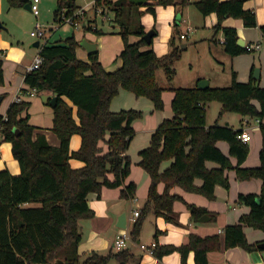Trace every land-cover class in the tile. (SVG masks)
<instances>
[{
  "label": "trees",
  "instance_id": "trees-1",
  "mask_svg": "<svg viewBox=\"0 0 264 264\" xmlns=\"http://www.w3.org/2000/svg\"><path fill=\"white\" fill-rule=\"evenodd\" d=\"M5 1L9 8L30 4L24 0ZM245 1L197 0L194 3L203 17L216 15L213 29L216 33L222 31L224 52L232 57L247 50L237 45L236 29L223 27L222 23L227 18L240 19L245 28H255V14L243 8ZM175 3L176 0H153L140 10L141 6L128 0L95 1V9L102 15L106 11L114 14L113 23L123 41V49L118 55L122 64L112 72L105 71L97 53L89 55L87 61L78 59L79 43L74 35L40 47L41 63L37 69L25 74L24 83L38 92L50 91L56 97L51 131L59 145L51 146L42 133H36L37 127L29 123V102H12L5 115L0 114V143L11 144L12 156L20 169L15 176L7 169L0 170V264H51L55 260L64 264H108L112 259L119 264L127 263L129 254L126 250L107 255L94 252L84 257L79 255V221L93 216L87 196L100 194L103 187H122L121 198L135 197L136 185L133 182L125 185L131 166L126 151L134 136L132 123L140 119L142 113L133 109L112 112L110 103L123 89L137 98L148 99L155 110H163V88L156 82V72L163 69L171 82L175 74L173 65L181 50L175 43V35L170 40V52L162 57L156 56L152 49L141 50L147 46L143 40L145 28L141 17L144 13L155 15L156 6ZM178 3L183 6L187 0ZM78 9L75 0H57L54 21L62 25L64 18L72 16ZM260 31L264 35V25ZM131 36L139 40L129 42ZM2 81L0 61V84ZM170 90L174 94L171 101L173 115L162 121L152 133L149 145L139 153L138 165L149 176L150 184L147 201L133 222L129 236L134 240L138 238L149 213L177 224L172 206L182 198L171 194L172 188L180 187L213 199L216 186L229 187L227 173L233 170L240 181L260 180L261 190L259 194L237 196V202L247 206L249 212L236 224L224 228L222 246L224 249L240 247L248 252L258 249L256 244L248 243L243 228L264 232V87L252 79L247 83L239 82L233 72L232 83L226 88ZM212 101L221 105L219 118L225 113H235L260 121L259 167H240L249 152L247 144L237 137L240 130L220 126L217 121L212 126H205V108ZM73 135L80 137L76 151L70 150ZM218 142L228 145V156L218 148ZM230 157L235 158L236 165L231 163ZM72 159L81 162L82 166L72 168L69 163ZM167 161H171L170 165L160 171ZM209 162L216 167L208 168ZM108 174L113 175V180L107 178ZM196 179L202 182L198 187L194 185ZM160 183L164 185L162 193L157 190ZM33 203L38 206H25ZM187 209L193 221L206 213L193 205H187ZM220 248L218 235L190 234L186 244L156 246L153 254L161 258L178 252L185 264L188 253L193 252L195 264H208L207 254Z\"/></svg>",
  "mask_w": 264,
  "mask_h": 264
},
{
  "label": "crops",
  "instance_id": "crops-1",
  "mask_svg": "<svg viewBox=\"0 0 264 264\" xmlns=\"http://www.w3.org/2000/svg\"><path fill=\"white\" fill-rule=\"evenodd\" d=\"M95 1L96 0H91L88 2L85 8L77 5L81 14L83 13L84 19L79 20V14H77V21L80 23V26L75 28H80L81 31H79L78 35L72 34L79 43L76 50V56L80 60L87 61L89 55H87L86 51L80 46V42L86 40L90 43H95L99 62L102 64L105 71L112 72L119 68L122 64L121 60L118 59V55L123 49V41L118 34V28L114 26V14L106 11L104 15H102L99 12V9H95ZM152 1L153 0H147L146 4L151 3ZM196 1L197 0H187V3L182 6L178 3L179 0H176L174 5L156 6L155 15L151 14L154 24L145 25L142 23L145 28V32L149 29H154L156 31V35L152 38L151 45H147L141 50L152 49L156 56L162 57L170 52V40L174 35L178 34V36H186V32L184 33L178 28L181 24H184L185 29L188 32L195 30L194 27L191 26V23H187L184 14L186 13L187 19L191 21V18H188V6L194 4ZM5 2H1L0 0V14L3 10ZM144 5L140 7V10L145 9ZM25 6H28L30 8V12H32L31 4ZM243 8L254 12L257 26L253 29H257L259 33L264 36L260 31V27L264 25V0H246L243 4ZM99 15L101 17L100 23H98L97 20ZM107 21L108 24H105ZM195 22H197L195 27L202 25L203 27L213 28L216 23V15L210 14L206 17L201 16V18L195 15ZM0 24L2 26L0 28V51L3 52V58L1 59L3 81L0 84V96L2 97L0 102V114L5 115L10 103L15 102L17 98L19 100L29 102V123L37 127L36 133H42L51 146L57 147L59 145V140L51 131L53 110L50 105V101L54 97L53 94L47 90L39 92L35 91L24 83V76L28 72V68L32 64L33 59L39 56L42 44H40L38 48H34L37 49L35 54L27 53L22 42L18 40V37L12 31V28L5 23L4 19H0ZM156 25H163L165 28V38H163V40H156L160 33V28H157ZM222 25L223 27L236 29L237 37L243 41V48L245 49L249 44L257 42L252 40L249 41L247 39L251 28H245L240 19L227 18L223 21ZM49 31L51 32L52 29H49ZM97 32L100 33L98 34ZM218 33L221 34V37L217 40L214 39V41L222 45L220 43V41L223 40L222 31H219ZM138 40L139 38L137 37H129V42H136ZM166 40L167 42L164 46L163 43ZM32 44L29 48H31ZM257 44L259 43L257 42ZM182 46H185V50L187 49L186 44ZM258 59L260 62L259 78L254 79L252 77L254 72L253 69H248V64H251L250 66L252 68L254 67L252 64V62L255 61L254 58L248 56V54H240L238 56L230 57L231 72L236 74L237 81L247 83L252 79L259 80L260 83L263 82L264 56L262 53L259 54ZM210 82L211 81L208 78V87L210 86ZM261 87H264V84L261 85ZM173 95L174 94L171 91V95L167 98V102L170 104V109ZM163 96L164 93L161 95L162 100ZM144 100L147 101L148 99L143 97L137 98L134 94L120 89L117 96L114 97L110 103V110L112 112L133 109L141 111L142 113V117L132 123L134 136L126 151V155L131 161V166L130 174L125 180V185L133 182L136 185V193L133 199H123L120 197L122 187L113 189L103 187L100 194L91 193L87 196V202L89 208L93 212V216L79 221L81 241L78 246V253L82 257L90 254L91 252L100 255L117 252L114 248V242L122 231V229H119L116 226L118 217L122 213L126 214V230L129 233L133 224H130V229H128V224L131 222L129 219L132 216V212L137 210L131 208L132 202H137L140 198L142 199V204L137 206V211L140 212L147 201L150 179L145 171L138 165L140 161L139 153L149 145L152 133L163 120L167 119V117L165 113L164 100V108L161 111L155 110L151 101L148 100L151 104H145L147 102H144ZM253 104L258 107V103L256 101H253ZM145 108L149 110L150 114H145ZM229 119L230 118L226 117L225 124L222 126L231 127ZM137 124H139L138 129L135 128V125ZM259 124L260 121L257 123L256 118L240 116V127L237 128V130L247 129L251 135V140L247 143L249 152L245 161L240 165L241 168L249 169L260 166L258 157L261 148ZM205 126L209 127L210 125L205 123ZM3 143L8 142L0 143V170L7 169L11 175H18L20 173V169L17 161L12 156L11 144L8 143L9 145H3ZM79 146L80 137L78 135H73L70 139V150L76 151ZM102 146L103 149L106 150V147L104 145ZM217 146L223 154L228 156V145L225 142H218ZM230 160L233 165H236L235 158L230 157ZM69 163L72 168H79L82 166L81 162L74 159L70 160ZM170 163L171 161L163 163L160 167V171L166 169ZM206 165L208 168L216 167L215 164L210 162ZM139 169H141L142 173L137 172V170L140 171ZM227 176L229 180V187L223 188L221 186H216L214 188L213 199H208L197 193L187 192L180 187L172 188L170 193L178 195L182 198V201H175L172 206L173 215L177 224L167 222L163 217L155 216L153 213L146 215L138 238L134 240L129 236L125 246L121 249L126 250L129 254L126 264H183L178 252H173L161 258H157L155 254H153V251L156 246L179 247L184 245L187 243L188 236L190 234H195L201 237L210 235H218L220 237L221 248L207 254L208 264H264V251L260 250L258 247V249L248 252L240 247L224 249L222 246L224 228L228 225L236 224L242 215L249 212V208L247 206L237 202V196L239 194H259L261 190L260 180L252 179L240 181L236 178L235 171L233 170L229 171ZM107 178L109 180H113V175L108 174ZM201 183L202 182L199 179L194 181V185L197 187L200 186ZM163 189V183L158 184V192L162 193ZM128 204L129 211H127ZM187 205H193L197 208L204 209L206 211L204 215H207L209 220L203 223L193 221L190 212L187 209ZM25 206H31V204H27ZM243 231L249 244L258 245L259 243L264 242V232L250 227H244ZM108 264L119 263L112 259ZM185 264H195L193 252L188 253Z\"/></svg>",
  "mask_w": 264,
  "mask_h": 264
},
{
  "label": "rangeland",
  "instance_id": "rangeland-1",
  "mask_svg": "<svg viewBox=\"0 0 264 264\" xmlns=\"http://www.w3.org/2000/svg\"><path fill=\"white\" fill-rule=\"evenodd\" d=\"M24 1L30 2L31 9H37L39 11V15L37 17H35L32 12L27 10L24 6L8 8L6 2L4 0H1V2L5 3L3 5V10L0 14V19H4L5 23H7V25L12 28V31L18 37V40L22 42L27 53H36L37 49L29 48V46L33 42L39 41L40 44L45 42V40H36L35 38H32L30 36V32L34 30L35 25L37 23L42 27L46 28L47 30L52 29L50 35L46 38L50 41V43H53L58 40L64 41L72 34L78 35L79 31H81L80 28H75L68 22L63 23V25L60 26L57 22L54 21L53 13L56 8L57 0H39V2L35 4L33 3V0ZM90 1L91 0H75V4L82 8H85L86 4ZM188 10V18H191V21L187 19L186 13L184 14V17L187 23H191V26L194 27L195 30L189 32L186 31L184 24H181L180 27H178L184 33L186 32V36L185 38H181L180 36H178V34L175 35V43L180 48L181 53L179 59L173 65L175 69V74L173 76L172 81L169 82L167 80L163 69H159L156 72V82L161 88H163V100L165 103V113L167 119H170L172 116L170 104H168L169 102H167V98L169 97V95H171L170 88L198 87L199 83L202 80L208 81V78L211 81L209 86L210 88H226L229 87L232 83V72L230 63V57L232 56L226 54L224 52L223 46L214 41V39H219L221 37V34L218 33L219 31L216 33L215 30L211 27L207 28L203 27L202 25H198V27H195V25L197 24V22H195V15L200 18L202 15L197 11L194 4L188 6ZM76 13L79 14V20L84 19V15L83 13L81 14V11L79 9ZM100 18L101 17L99 15L97 17L98 23L101 22ZM141 23H144L145 25H153L154 20L152 15L144 13L141 17ZM105 24H108V21ZM156 27L160 28L159 37H157L156 40H163V38H165L164 26L156 25ZM247 39L249 41H257L261 45V48L258 50H252L243 53L248 54V56L254 58L255 61L252 62L254 67L252 68L250 66L251 64H248V69H253L254 71L255 69H259L260 66V62L258 59L259 54L262 53L264 56V36H262L257 29L251 28V30H249V35L247 36ZM166 42L167 40L163 43L164 46ZM185 44L187 45L186 50L181 48L182 45ZM254 81H256L258 85L260 84V86L264 84V80L261 83L259 82V80ZM144 102H147L145 104H151L148 100H144ZM205 110V123L207 125L212 126L217 121L218 124L222 126L225 124L226 117H228L230 118L229 120L233 129L237 130V128L240 127V116L235 113H227L221 118L218 117L220 111V104L218 102L212 101L208 103ZM145 114H150L149 110L146 108ZM135 128L138 129L139 124L135 125ZM3 145L9 144L3 143ZM139 170L140 171L137 170V172L142 173L141 169ZM141 204L142 199L140 198V200H138L137 202H132L131 208L138 210L137 206H140ZM31 206L37 207L38 204L33 203L31 204ZM127 211H129V204ZM130 224H132V222H129L128 229H130Z\"/></svg>",
  "mask_w": 264,
  "mask_h": 264
},
{
  "label": "built area",
  "instance_id": "built-area-1",
  "mask_svg": "<svg viewBox=\"0 0 264 264\" xmlns=\"http://www.w3.org/2000/svg\"><path fill=\"white\" fill-rule=\"evenodd\" d=\"M38 1L39 0H33L34 3H37ZM31 11H32L33 15H35V16H37L39 14V11L37 9H31ZM77 14L78 13H74L72 16L65 17L64 23L68 22L71 25H73L74 27H79L80 23L75 19V17H77ZM49 35H50V31L47 30L46 28L42 27L38 23L35 25L34 30L30 32V36L32 38H35L36 40H45V42L42 43V45L49 41L48 39H46ZM180 37L185 38L184 35H181ZM220 43H223V40H221ZM39 45H40V43H39ZM258 49H260V44H257V43L249 44L248 46H246L247 51L258 50ZM2 58H3V52L0 51V61ZM40 63H41L40 56L35 57L33 59L32 64L28 68V72L37 69L39 67ZM16 101H20V100L17 98ZM256 122L259 123V120L256 119ZM237 137L239 140H241L242 142H244L246 144L249 143L251 140V135L247 129L240 130V133L238 134ZM0 140H1V136H0ZM138 216H139V212L137 210H134L132 212V216L129 219V221H131L133 223ZM128 239H129L128 231L126 229L122 230L114 242V248L117 251L121 250L125 246L126 241Z\"/></svg>",
  "mask_w": 264,
  "mask_h": 264
},
{
  "label": "water",
  "instance_id": "water-1",
  "mask_svg": "<svg viewBox=\"0 0 264 264\" xmlns=\"http://www.w3.org/2000/svg\"><path fill=\"white\" fill-rule=\"evenodd\" d=\"M129 3L135 5V6H142L144 4H146L147 0H128ZM25 8L27 10L30 11V8L28 6H25ZM1 24H0V28H1ZM156 35V31L154 29H151V30H148L145 32V34L143 35V40L146 42L147 45H149L152 41V38ZM237 45L240 47V48H243L244 46V43L241 39H237ZM80 46L86 51L87 55H91V54H94L96 53V44L95 43H90L86 40H83L80 42ZM39 47V42L38 41H35L31 48H38ZM182 49L185 48V46H182L181 47ZM254 79H257L259 78V69H255L254 72H253V76H252ZM199 89H206L208 88V81L207 80H202L198 87ZM2 100V97L0 96V102ZM55 103H56V97H53L50 101V105L52 106V108L55 106ZM257 201H259V198L257 199ZM209 220V217L207 215H203L199 218V222L203 223V222H206ZM116 226L119 228V229H122V230H125L127 228V218H126V214L125 213H122L118 219H117V224ZM257 247L264 251V242L262 243H259L257 245ZM51 264H64L61 260H55L53 263Z\"/></svg>",
  "mask_w": 264,
  "mask_h": 264
}]
</instances>
